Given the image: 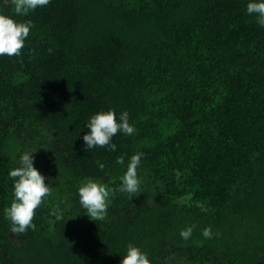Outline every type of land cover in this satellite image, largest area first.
<instances>
[{"label": "trees", "instance_id": "obj_1", "mask_svg": "<svg viewBox=\"0 0 264 264\" xmlns=\"http://www.w3.org/2000/svg\"><path fill=\"white\" fill-rule=\"evenodd\" d=\"M248 2L49 0L17 16L0 0L32 23L21 54L0 56V243L17 264H120L129 244L150 264H264V26ZM110 109L134 134L86 150L89 117ZM39 128L72 210L57 221L43 203L16 236L8 173ZM137 153L140 194L116 191L104 221L76 214L75 183L118 189Z\"/></svg>", "mask_w": 264, "mask_h": 264}, {"label": "clouds", "instance_id": "obj_2", "mask_svg": "<svg viewBox=\"0 0 264 264\" xmlns=\"http://www.w3.org/2000/svg\"><path fill=\"white\" fill-rule=\"evenodd\" d=\"M14 14L26 16L38 7L48 5L49 0H11ZM246 12L257 17V23L264 26V0H249ZM32 28L31 21L18 22L13 17L0 14V56H19L24 48L25 39ZM87 127L90 131L83 135L86 150L94 147H108L115 151L116 145L112 138L118 132L132 135L135 128L129 123V114L124 111L117 120L114 110L100 111L89 117ZM32 152H25L20 156V164L9 170V177L13 184V199L10 206L4 209V214L11 222L10 232L21 236L29 228L35 230L33 219L36 210L44 203L46 197L51 195L49 184L45 183V177L33 166ZM142 153L133 154L127 164V169L120 177L118 189L110 188L104 183L86 178L78 188L79 202L85 209L89 219L103 221L106 218L109 197L116 191L128 193L131 197L140 194V180L137 168L140 164ZM118 164H124L122 156L117 157ZM103 169V165H99ZM55 220L63 219L62 211L55 207L50 211ZM194 226H189L180 231L184 239H188L193 232ZM211 229L206 227L202 235L211 237ZM120 264H150L147 255L138 247L129 244L126 254L122 256Z\"/></svg>", "mask_w": 264, "mask_h": 264}, {"label": "rangeland", "instance_id": "obj_3", "mask_svg": "<svg viewBox=\"0 0 264 264\" xmlns=\"http://www.w3.org/2000/svg\"><path fill=\"white\" fill-rule=\"evenodd\" d=\"M39 132L42 134V136L39 138L35 137L34 142H32L31 140L28 141L26 140L23 142L21 155L25 152L34 151L32 153L33 166L45 177V183L49 184L52 190L51 195L45 198L44 203L50 204L54 207H59V209L67 217L70 215V211L72 210V203L70 201L69 192L66 189H64L65 185L60 182V179H58L57 175H54L55 172L54 170L56 168V165L47 166L44 163L43 157H44L45 147L44 144H41L40 142L46 139L47 137H49V135L42 128H39ZM19 164H20V156L18 157L17 167L19 166ZM86 178H83L75 183V188L77 191L81 183L85 181ZM91 179L103 183L99 179H94V178ZM110 202H111V195L109 197V204ZM84 212L85 209L80 204L76 214H78L79 216H83L88 220H91ZM202 231L203 230H201L200 228L198 229V232H202ZM211 233H212L211 237L220 236V231L218 229H211ZM30 257L31 256H24V258H22L20 263L27 264V261L30 259ZM17 261H18L17 258H13V256L10 257V255L5 252L4 244L0 243V264H17ZM169 261H171V264H183L184 262L181 258H175V259L173 258L170 259Z\"/></svg>", "mask_w": 264, "mask_h": 264}]
</instances>
